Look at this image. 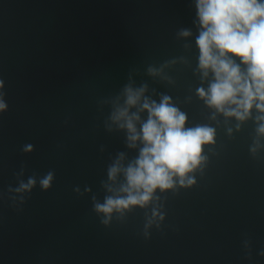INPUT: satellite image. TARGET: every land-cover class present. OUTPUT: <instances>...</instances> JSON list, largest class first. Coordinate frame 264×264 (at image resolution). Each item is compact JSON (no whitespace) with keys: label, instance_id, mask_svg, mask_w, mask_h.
<instances>
[{"label":"water","instance_id":"water-1","mask_svg":"<svg viewBox=\"0 0 264 264\" xmlns=\"http://www.w3.org/2000/svg\"><path fill=\"white\" fill-rule=\"evenodd\" d=\"M0 264H264V0H0Z\"/></svg>","mask_w":264,"mask_h":264}]
</instances>
